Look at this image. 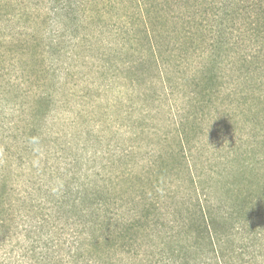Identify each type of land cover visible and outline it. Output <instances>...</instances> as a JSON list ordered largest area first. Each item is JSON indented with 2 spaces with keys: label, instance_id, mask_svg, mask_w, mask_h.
<instances>
[{
  "label": "trees",
  "instance_id": "1",
  "mask_svg": "<svg viewBox=\"0 0 264 264\" xmlns=\"http://www.w3.org/2000/svg\"><path fill=\"white\" fill-rule=\"evenodd\" d=\"M44 2L47 51H38L36 36L45 33L32 20L26 54L54 62L67 51L55 49L59 41L110 37L93 50L99 61L119 62L101 65L103 76L145 85V97L147 89L166 97L182 85L186 106L164 135L139 110L125 126L126 148L52 184L39 167L40 121L67 81L52 82L51 96L37 87L32 128L17 157L0 166V264H264V135L248 137L231 158L205 144V158L196 155L205 136L197 126L221 95L226 111L243 106L246 124L264 125V0H120L118 9L128 3L136 14L120 33L102 24L97 6L107 0ZM89 50L70 49V58Z\"/></svg>",
  "mask_w": 264,
  "mask_h": 264
},
{
  "label": "rangeland",
  "instance_id": "2",
  "mask_svg": "<svg viewBox=\"0 0 264 264\" xmlns=\"http://www.w3.org/2000/svg\"><path fill=\"white\" fill-rule=\"evenodd\" d=\"M107 1L103 9L101 3L97 6L103 17L105 31H125L129 21L136 20L135 12L132 13L128 8V3L126 9L120 10V0ZM43 5L44 0H0V166L8 158L17 157L23 132L28 131L29 126L32 128L31 109L37 87L40 93L51 96L54 87L50 84L57 79L60 82L67 81V84L64 90L55 93L53 104L50 105L51 111L40 121L46 135L39 167H46L50 174L45 178L51 179L52 184L61 177L78 174L77 171L81 169H92L100 163H108L114 147L126 148L128 141L125 126L131 118L139 115V110L146 111L147 115L149 113L148 122L160 128L161 135L173 131L172 115L180 107L186 106L183 99L186 87L183 89L179 84L180 87L173 89L171 94L167 92L166 97L161 89L154 87L159 99L152 103L151 98L155 92L147 89L146 97L142 95L145 85L138 89L125 83L120 76L114 80L112 73L103 76L101 65L113 67L119 65V62L99 61L93 50L101 52L97 45L110 37L101 36L97 44L93 43V39L91 45L94 46L83 42L72 44L59 41L55 49L67 51L54 62H50L47 56L40 59L30 53L26 54L25 47L29 39L25 34L32 20L38 23L36 31L45 33L42 37L39 33L36 36L40 43L38 51H47L48 30L40 19L46 17ZM118 17H127L129 20L120 22ZM73 48L90 50L71 59L69 50ZM62 69L70 70L67 72ZM54 75L58 77L53 79ZM243 98L244 95L239 97L238 102H242ZM222 100L224 95L211 106V113L197 126L205 134L196 153L201 160L205 158L201 151V148L207 150L205 145H216L220 151L217 153L219 158H231L234 153L245 151L248 137L264 135V125L259 124L255 118L246 124V117L240 113L243 106L226 111L221 106ZM45 109L40 107L41 111ZM259 109L264 111V105L261 104Z\"/></svg>",
  "mask_w": 264,
  "mask_h": 264
}]
</instances>
